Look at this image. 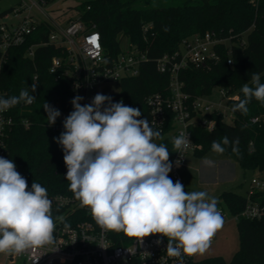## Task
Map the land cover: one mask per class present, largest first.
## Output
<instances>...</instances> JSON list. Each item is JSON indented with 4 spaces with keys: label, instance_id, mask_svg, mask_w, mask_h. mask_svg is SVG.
<instances>
[{
    "label": "trees",
    "instance_id": "trees-1",
    "mask_svg": "<svg viewBox=\"0 0 264 264\" xmlns=\"http://www.w3.org/2000/svg\"><path fill=\"white\" fill-rule=\"evenodd\" d=\"M177 1L180 3L157 7L146 6L147 0H86L75 7L78 12L75 19L84 22L88 28L96 26L100 32L105 53H119L122 40L126 39L147 54L148 61L142 64L140 74L122 80L121 91L109 97L113 103L123 101L126 106L140 109L141 116L137 119H147L150 126L147 98L155 94L168 98L171 94V76L158 72L156 62L164 55L182 52L183 42L195 36L210 33L225 42L218 46V62L190 66L179 73L182 91L190 97V107L198 98L211 97L215 89L243 99L241 89L246 83L251 86L253 73L260 74L261 83H264V0ZM15 9L0 13V19ZM36 29L28 43L10 49L0 78V86L9 97L18 96L25 88L31 93V86L36 84L35 92L31 93L36 98L33 103L27 106L21 102L14 106L20 116L31 121V127L26 129L19 123L15 124L7 146L10 159L27 181L28 190L35 181L47 189L48 195H74L69 190L70 182L66 180L63 149L56 142L60 134L46 126L47 112L43 108L47 102L59 112L67 109L71 99L70 81L56 80V76L50 73L52 59L60 55L56 46L37 48L33 59L26 56L30 46L48 39L53 27L45 23ZM228 42L231 43L230 48ZM228 60H232V65H228ZM237 102L233 99L227 102L233 115L232 124L225 121L224 114L213 113L205 116L215 121L213 131L202 126L190 129L197 147L194 155L204 158L212 151L213 140L219 141L227 136L230 142L238 139V152L233 151L230 143L224 146L223 154L235 161L244 174L249 171L264 173V102L253 98L247 105L246 114L232 111ZM255 119L257 122L254 123ZM173 129L174 114L169 113L165 127L160 130L163 139H154L155 143L166 145L170 162L175 154ZM222 200L230 213L237 217L240 248L231 261L214 257L192 260L190 264H264V220L242 216L249 202L264 205V191H255L247 197L224 191ZM217 206L222 205L218 202ZM132 240L125 236L118 245H128Z\"/></svg>",
    "mask_w": 264,
    "mask_h": 264
},
{
    "label": "clouds",
    "instance_id": "clouds-1",
    "mask_svg": "<svg viewBox=\"0 0 264 264\" xmlns=\"http://www.w3.org/2000/svg\"><path fill=\"white\" fill-rule=\"evenodd\" d=\"M35 90L33 83L31 93ZM241 91L243 99L237 97L233 112L246 114L253 98L264 102V83L258 73L252 74L251 86L246 83ZM31 93L25 88L18 96L0 97V112L21 102L32 104L36 98ZM82 99L72 100L74 110L64 120L65 131L56 138L63 149L69 190L80 206L90 210L101 229L122 232L140 244L150 235L166 237L167 255L180 258V264L183 256L203 255L224 224L217 198L205 191L186 192L180 181H172L169 150L154 142L163 139L161 131L154 130L147 119H137L140 109L123 101L113 103L99 93L91 104L81 105ZM43 108L49 125L55 124L59 110L47 102ZM172 143L173 152L184 157L191 141L181 132ZM230 143L238 152V139L230 142L227 136L213 140L212 151L223 154ZM202 163L215 166L207 157ZM55 220L70 228L63 216ZM55 220L47 189L33 181L28 190L15 163L0 157V253L20 255L52 243Z\"/></svg>",
    "mask_w": 264,
    "mask_h": 264
},
{
    "label": "built area",
    "instance_id": "built-area-1",
    "mask_svg": "<svg viewBox=\"0 0 264 264\" xmlns=\"http://www.w3.org/2000/svg\"><path fill=\"white\" fill-rule=\"evenodd\" d=\"M28 1L29 5L22 6L21 10L15 9L13 13L28 11L30 15L10 26L0 23V78L10 49L28 43L38 26L45 23L51 25L53 30L48 39L30 46L26 56L33 59L36 49L42 46L54 45L60 49V55L52 59L50 73L56 76V80L70 81L71 99L68 108L62 110L60 116L56 118L55 124L48 123L46 126L61 134L65 131L64 120L74 110L72 100L75 97H83L80 101L81 105L91 104L93 100L91 92H94L98 86L137 77L142 64L148 61V56L127 41L119 53L107 54L96 26L88 28L81 20L74 19L69 21L66 27H61L51 21L44 10V6L50 4L51 0ZM35 9L48 19L39 20L31 15ZM224 42L215 34L195 36L183 42L186 53L182 51L172 56L164 55L156 62L158 72L171 76V94L168 98L159 94L147 98L146 104L150 109L152 125L155 129L162 130L168 121V114L172 113L174 114L173 137L184 132L189 135L191 141L189 148L183 153L184 157L178 152L174 154L171 162L172 170L169 173L174 183L176 181L183 183L182 171L187 165V157L197 148L190 129L194 126H202L208 131H213L215 121L205 116L213 113L224 114L222 112L224 105L229 109L227 102L231 99L237 100L238 97L220 90V101L212 102L207 99L209 97H201L190 107V97L182 91L179 73L190 66L200 67L212 61L218 62L220 60L218 46ZM228 65H232V60H228ZM36 80L37 75L34 76V81ZM0 97L9 98L1 86ZM17 123L26 129L32 124L28 118L20 116L14 110V106L0 112V157L11 160L7 144L10 133ZM177 160L180 161L179 166L176 164ZM16 171L21 174L17 166ZM254 190L264 191V180L254 178L249 195H252ZM48 197L52 200L54 220L58 216H63L70 228L65 229L64 223L55 220L56 228L52 243L26 250L20 255H7L9 264H15L16 260H21L23 264H180V258L167 255L168 241L162 236L150 235L144 238L142 244L133 239L128 245H118V242L125 239L124 234L101 229L90 210L81 207L80 201L74 195L52 194ZM217 209L225 223L227 211L222 206H217ZM242 216L250 220H264V205L249 202ZM157 240H161V243L157 244ZM192 260L193 256H183V264H190Z\"/></svg>",
    "mask_w": 264,
    "mask_h": 264
},
{
    "label": "rangeland",
    "instance_id": "rangeland-1",
    "mask_svg": "<svg viewBox=\"0 0 264 264\" xmlns=\"http://www.w3.org/2000/svg\"><path fill=\"white\" fill-rule=\"evenodd\" d=\"M86 0H51V3L44 6V10L47 16L58 23L61 27H66L69 21L74 20L78 16V12L75 7ZM180 3L177 0H147L146 6H168L171 4ZM28 0H0V13L7 12L12 8L21 10L22 6L29 5ZM16 10V11H17ZM30 15L28 11L21 13H11L7 17L1 18L0 23L12 25L19 22L22 18ZM31 15H34L39 20H46L48 17L41 14L38 10H33ZM126 44V39L122 41L121 47ZM227 46L230 48L231 43L228 42ZM183 52L187 50L184 47ZM121 91V82L106 83L98 86L94 92H91V96L94 98L96 94H103L106 96L118 94ZM209 101L218 102L221 100L220 90L215 89L212 96L207 98ZM222 112L225 115V121L228 124H232L233 115L231 111L225 107L222 108ZM211 160L216 161L215 174L211 175L212 168L205 166L202 163V159L195 157L194 153H191L187 157V166L184 174V190L186 192L193 191H205L209 196L217 198L222 207L227 211V219L222 228L213 237V242L210 248L203 254L193 255L194 261H202L214 257H222L226 261H231L233 256L240 248V238L237 229V219L234 217L226 204L222 200V194L224 191H233L241 196L247 197L251 191V182L254 178L264 180V173L260 172H247L243 173L241 167L233 160L227 158L224 154H218L214 151L208 152L205 156ZM220 161L230 162L227 167H222ZM220 164V168L218 167ZM201 168H200V167ZM200 168V172H196L197 168ZM218 168L220 172H218ZM218 172V174H217ZM220 178H219V177ZM213 177V179H211ZM218 178V179H217ZM255 191V190H254ZM6 254L0 253V264H9ZM15 264H23L21 260H16Z\"/></svg>",
    "mask_w": 264,
    "mask_h": 264
},
{
    "label": "crops",
    "instance_id": "crops-1",
    "mask_svg": "<svg viewBox=\"0 0 264 264\" xmlns=\"http://www.w3.org/2000/svg\"><path fill=\"white\" fill-rule=\"evenodd\" d=\"M213 161L215 162V165H216V164H217L216 161H215V160H213ZM219 163H220L221 165L223 164L222 167H227L228 164H229L230 162H229V163H228V162H224V163H223V161H220ZM219 163H218V167L220 168V164H219ZM199 167H200V166H199ZM199 167L196 169V172H198V173L200 172V176H201V175H202V172L200 171V168H201V167H200V168H199ZM188 168H190V166H187V165H186V167H185V168L183 169V171H182V175H183V183H182V184H184V174L186 173V169H188ZM211 168H212V171L210 172L211 175H212V176H213V175H216L215 172H214V170H215V166H214V167H211ZM219 168H218V172H220V169H219ZM218 172H217V174H218ZM213 177H214V176H213ZM213 177H211V179H213ZM218 177H219V176H218ZM219 178H220V177H219ZM217 179H218V178H217Z\"/></svg>",
    "mask_w": 264,
    "mask_h": 264
},
{
    "label": "snow or ice",
    "instance_id": "snow-or-ice-1",
    "mask_svg": "<svg viewBox=\"0 0 264 264\" xmlns=\"http://www.w3.org/2000/svg\"><path fill=\"white\" fill-rule=\"evenodd\" d=\"M93 43H95V38H93Z\"/></svg>",
    "mask_w": 264,
    "mask_h": 264
}]
</instances>
